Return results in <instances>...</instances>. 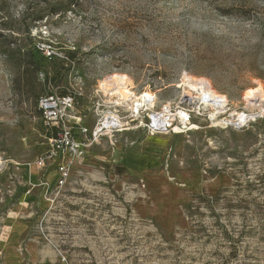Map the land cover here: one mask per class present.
Here are the masks:
<instances>
[{"label":"rangeland","instance_id":"rangeland-1","mask_svg":"<svg viewBox=\"0 0 264 264\" xmlns=\"http://www.w3.org/2000/svg\"><path fill=\"white\" fill-rule=\"evenodd\" d=\"M113 74L137 93L151 88L159 105L182 80L206 79L249 113L250 92L264 87V0H0V264L12 249L21 264H264L258 112L244 128L206 119L182 135L103 139L50 208L38 100L72 95L86 139Z\"/></svg>","mask_w":264,"mask_h":264},{"label":"built area","instance_id":"built-area-1","mask_svg":"<svg viewBox=\"0 0 264 264\" xmlns=\"http://www.w3.org/2000/svg\"><path fill=\"white\" fill-rule=\"evenodd\" d=\"M40 50L49 57L57 55L49 44H41ZM118 76L120 75L113 74L103 80L108 84L107 91L100 87L96 91L99 98L96 122L91 132L84 130L83 133L89 136L83 140L77 138L74 132L78 123L71 120L76 109V101L72 95L50 93L39 98L37 109L52 134L48 152L37 162L39 168H52V173H55L52 184L46 183V196H51L50 208L54 207L61 190L68 184L75 160H80L87 148L103 139H113L117 134L137 130H142L151 137L182 135L200 129L197 120L207 119L213 126H222L219 123L233 119L229 111L216 118L211 117L212 113H216L214 110H217L218 103L208 83L202 82L206 91L204 96L191 91L194 96L191 99L185 96V84L182 80L181 95L171 104L159 105L158 95L151 88L137 93L133 85ZM207 105L209 109L205 108ZM250 122L251 120L238 128H244ZM230 126L232 125H228L226 129ZM8 164L6 154L0 152V174Z\"/></svg>","mask_w":264,"mask_h":264},{"label":"bare ground","instance_id":"bare-ground-1","mask_svg":"<svg viewBox=\"0 0 264 264\" xmlns=\"http://www.w3.org/2000/svg\"><path fill=\"white\" fill-rule=\"evenodd\" d=\"M118 77L122 78V80H126L129 85H132V82H131L132 80H130L129 78L123 77V76L121 77L118 76ZM202 82L208 83L205 80H198V79L186 80L184 83L185 84V89H184L185 96H189L191 99H193L194 96H193V93H191V91H196L201 96H204V94H206V91H205V88L202 86L203 84ZM106 83L107 82H104L101 87V89H103L104 91H107L109 89L108 84L106 85ZM210 89L212 91V94L216 96L215 98H217V103H218L217 110H214V112L216 113L215 114L212 113L211 117H214L215 115L217 116L221 113L225 114L228 111L231 112V116L233 117V119L232 121L225 120L223 122L225 126H228L231 124L234 127L236 126L240 127L245 122L249 120L252 121L255 118H257V116L264 114V87L261 83H259V86L256 90H252L249 94V104H248L249 106L245 107V109L248 110L249 113H245V112L241 113L240 111H238V108L230 102L229 98L226 95L218 94L217 92L212 90L211 86H210ZM171 103L172 102L167 101L164 104H171ZM205 108L209 109V106L207 105L205 106ZM255 112H258L256 117L254 114ZM72 119L79 121V119L76 117H72Z\"/></svg>","mask_w":264,"mask_h":264},{"label":"crops","instance_id":"crops-1","mask_svg":"<svg viewBox=\"0 0 264 264\" xmlns=\"http://www.w3.org/2000/svg\"><path fill=\"white\" fill-rule=\"evenodd\" d=\"M50 178H52L53 179V181H54V178H55V173H52L50 176H49ZM50 180V179H49ZM52 182V181H51ZM38 204H39V201H38ZM39 206L41 207V208H46L47 206H46V203L45 202H41L40 204H39ZM12 254L11 255H9V263L10 264H21L20 263V258H19V255L17 254V252H15L13 249H12Z\"/></svg>","mask_w":264,"mask_h":264},{"label":"trees","instance_id":"trees-1","mask_svg":"<svg viewBox=\"0 0 264 264\" xmlns=\"http://www.w3.org/2000/svg\"><path fill=\"white\" fill-rule=\"evenodd\" d=\"M39 112V111H38ZM40 114V113H39ZM52 136L51 132H50V137Z\"/></svg>","mask_w":264,"mask_h":264}]
</instances>
